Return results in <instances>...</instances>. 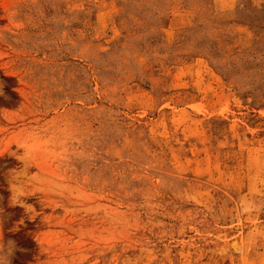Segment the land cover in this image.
I'll return each mask as SVG.
<instances>
[{
    "label": "rangeland",
    "instance_id": "1",
    "mask_svg": "<svg viewBox=\"0 0 264 264\" xmlns=\"http://www.w3.org/2000/svg\"><path fill=\"white\" fill-rule=\"evenodd\" d=\"M0 90L11 264H264V0H0ZM69 120L61 170L123 213L112 235L9 203L13 142Z\"/></svg>",
    "mask_w": 264,
    "mask_h": 264
},
{
    "label": "clouds",
    "instance_id": "2",
    "mask_svg": "<svg viewBox=\"0 0 264 264\" xmlns=\"http://www.w3.org/2000/svg\"><path fill=\"white\" fill-rule=\"evenodd\" d=\"M76 136V126L69 120L61 124L54 123L45 130H27L14 141L13 143L23 151L12 152L20 164L8 169L6 173L10 190L9 203L22 205L30 218H34L40 215L44 208H50L53 213L57 208H64L63 201L70 199L80 205L76 207L80 213L102 221V237L112 235L113 229L125 223L123 213L118 208L105 207L95 193L72 183L61 170L62 165L69 161L73 154L72 145ZM37 194L42 206L39 211L32 204L26 203L25 199ZM14 248L15 242L9 240L5 243L3 232L0 230V264H11Z\"/></svg>",
    "mask_w": 264,
    "mask_h": 264
}]
</instances>
